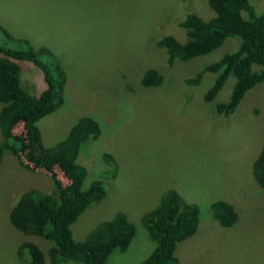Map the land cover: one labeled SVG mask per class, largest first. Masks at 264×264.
Segmentation results:
<instances>
[{
  "label": "rangeland",
  "instance_id": "1",
  "mask_svg": "<svg viewBox=\"0 0 264 264\" xmlns=\"http://www.w3.org/2000/svg\"><path fill=\"white\" fill-rule=\"evenodd\" d=\"M250 3L264 11V0ZM188 12L213 14L206 0H0L5 31L53 52L66 72L63 104L38 121L44 145L55 146L83 115L101 128L97 139L80 145L77 161L87 169L84 186L102 179L106 196L79 214L73 237L83 240L117 211L137 228L127 249L113 251L105 264H140L149 255L154 243L140 216L169 189L202 207L198 230L177 246L179 264H264V188L251 172L264 145V81L245 93L233 114L217 115L214 103L203 99L214 75L207 72L196 85L185 79L235 49L237 40L169 64L156 41L167 34L184 39L178 23ZM0 43L16 47L1 32ZM17 61L22 86L38 95L45 88L41 70ZM147 68L161 73L160 84H142ZM230 80L216 98L227 97ZM20 162L9 153L0 162V264H25L24 240L44 252L52 245L9 222L23 192L54 189L47 174ZM216 200L236 206L231 227L211 217L206 206Z\"/></svg>",
  "mask_w": 264,
  "mask_h": 264
},
{
  "label": "trees",
  "instance_id": "2",
  "mask_svg": "<svg viewBox=\"0 0 264 264\" xmlns=\"http://www.w3.org/2000/svg\"><path fill=\"white\" fill-rule=\"evenodd\" d=\"M206 1L213 12L211 17L188 12L178 23L185 38L167 34L156 44L166 51L171 64L211 53L227 39L237 40L235 49L185 79L187 84L196 85L207 72L212 73L213 82L203 99L214 103L217 115L228 117L245 93L264 81V11L258 12L250 0ZM0 32L16 45L6 47L0 43V162L5 153L12 154L29 169L47 174L54 188L51 192L26 190L8 214L10 224L24 235L52 242L44 252L34 242L22 241L19 249L29 256L25 264H105L113 251L127 249L137 228L127 213L117 211L83 240L73 237L71 225L79 214L106 196L102 179L96 178L84 186L87 169L77 161L80 145L97 139L101 128L97 120L83 115L65 138L55 146H45L38 121L63 104L66 72L53 52L35 49L28 39L15 38L2 25ZM17 60L31 61L41 70L45 88L38 95L22 86ZM161 76L157 69L147 68L141 82L144 86L158 85ZM229 79L233 82L227 97L216 98ZM104 163L111 168L108 161ZM251 172L256 183L264 188V145L252 161ZM184 197L176 189L166 190L155 205L141 214L140 222L154 246L140 264H179L177 246L198 230L202 208ZM206 208L222 227H231L238 219L236 206L231 202L216 200Z\"/></svg>",
  "mask_w": 264,
  "mask_h": 264
}]
</instances>
